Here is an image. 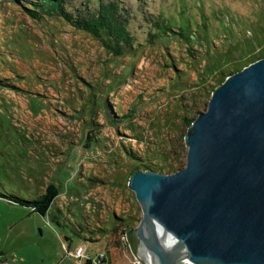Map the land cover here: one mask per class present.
<instances>
[{
	"label": "rangeland",
	"instance_id": "obj_1",
	"mask_svg": "<svg viewBox=\"0 0 264 264\" xmlns=\"http://www.w3.org/2000/svg\"><path fill=\"white\" fill-rule=\"evenodd\" d=\"M107 1L63 6L81 18ZM112 1L136 43L117 57L61 16L34 19L19 0H0V264H95L99 253L102 264H148L127 186L133 165H185L183 118L206 109L217 83L200 84L204 49L214 59L229 45L233 57L264 45V0ZM157 18L192 36L152 39ZM51 183L59 195L44 216L9 200Z\"/></svg>",
	"mask_w": 264,
	"mask_h": 264
},
{
	"label": "water",
	"instance_id": "obj_2",
	"mask_svg": "<svg viewBox=\"0 0 264 264\" xmlns=\"http://www.w3.org/2000/svg\"><path fill=\"white\" fill-rule=\"evenodd\" d=\"M183 143V167L128 178L140 248L157 264H264V57L213 89Z\"/></svg>",
	"mask_w": 264,
	"mask_h": 264
},
{
	"label": "trees",
	"instance_id": "obj_3",
	"mask_svg": "<svg viewBox=\"0 0 264 264\" xmlns=\"http://www.w3.org/2000/svg\"><path fill=\"white\" fill-rule=\"evenodd\" d=\"M19 3L22 5V8L27 11V14L34 19L45 17L46 15H58L63 17L67 21L72 22L77 28L85 30L91 33L93 36L99 38L102 44L108 49V51L116 57L126 52L127 50L134 49L135 47L136 43L134 35L128 28L129 23L127 21V18H125L118 1L110 0L107 2H103L97 7L96 10L84 13L81 18H74L73 15L67 13L64 10L63 0H40L38 2H31L26 4L23 2V0H19ZM150 26V28L156 30V32L150 34L152 39L158 38L159 36H169L171 35L172 31L177 33V35L174 36L179 37L180 40H186V42L190 39V36H192V30L190 27H187L186 29V27L180 26L176 31L175 27L165 24V22H162L160 18H157L155 20L152 19L150 22ZM203 39L206 43L207 37ZM232 52L233 50L229 45V47L226 49V53L220 52V54L216 55L214 59H209V52L208 50L204 49V54L206 57L204 59L205 61L203 65H201V76L199 77V79H201L200 84L203 85L208 81V79L212 78L213 76L215 77L217 83L212 87V89H210V93L225 79L227 75L241 69L248 63L258 58L264 57V45L248 46L247 44V47L245 46V48L241 50V52L243 53H241V55H237L238 57H233ZM189 62H194V60ZM230 64L234 67V69L227 70V65ZM131 111L133 112L134 108H132ZM129 115L130 114H126L121 118H125L127 116L129 117ZM193 118H183L182 124L185 126V129L184 132L180 135L181 141L183 139L186 128L190 125ZM170 160H172V162L175 161L174 158L170 159L169 157L168 161ZM144 166L145 169H154L157 171L161 169V172L162 169H164V166L161 167L162 165H158L157 163H149ZM133 168L134 170L140 169V167L136 164L133 165ZM167 170L168 173L172 172L170 167H167ZM132 172L133 170L130 172V174ZM58 195V187L51 183L46 186L42 194L34 199L30 200L21 197H13L14 199L9 198V200H13V202L15 203L31 207L33 212H37L44 216L48 213V210L51 208L53 201ZM2 254L3 251L0 250V256Z\"/></svg>",
	"mask_w": 264,
	"mask_h": 264
},
{
	"label": "built area",
	"instance_id": "obj_4",
	"mask_svg": "<svg viewBox=\"0 0 264 264\" xmlns=\"http://www.w3.org/2000/svg\"><path fill=\"white\" fill-rule=\"evenodd\" d=\"M84 250H85V247L83 246H78L77 250L75 251V255L76 257L77 256H82V254L84 253ZM103 257H104V254L103 253H99L97 256H96V262L95 264H102L103 263ZM185 264H192L190 262H186Z\"/></svg>",
	"mask_w": 264,
	"mask_h": 264
},
{
	"label": "bare ground",
	"instance_id": "obj_5",
	"mask_svg": "<svg viewBox=\"0 0 264 264\" xmlns=\"http://www.w3.org/2000/svg\"><path fill=\"white\" fill-rule=\"evenodd\" d=\"M141 255L145 258L148 264H157V260L153 253H151L149 250H143L141 249Z\"/></svg>",
	"mask_w": 264,
	"mask_h": 264
}]
</instances>
